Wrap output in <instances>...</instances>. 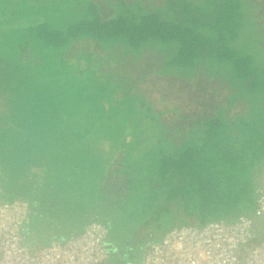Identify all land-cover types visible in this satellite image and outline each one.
<instances>
[{
  "label": "trees",
  "instance_id": "trees-1",
  "mask_svg": "<svg viewBox=\"0 0 264 264\" xmlns=\"http://www.w3.org/2000/svg\"><path fill=\"white\" fill-rule=\"evenodd\" d=\"M11 2L12 0H0V44L3 49L2 55L0 53V64L5 62L3 56L7 54L6 52L12 55L14 52L19 62L30 67L32 64L18 55L17 46L11 43V39L6 36L8 32L4 31L5 26L11 28L21 19L19 5L16 6L17 9L12 8ZM113 3L114 12L107 17L101 13L96 0H71L70 12L61 15V22L57 26L49 21L41 20L31 25L27 33L20 34L22 39L33 40L38 52L45 54L43 57L40 56L38 63L42 71L33 62L31 68L37 70L35 74L41 72L42 77L50 76L52 71L50 67H55L56 70L63 66L56 67L58 64L72 63L66 60L64 63H58L48 56L51 52L58 54L76 40L87 38L104 47L119 44L124 54L133 56H140L146 49H151L154 54L163 56L164 67L179 66L198 74L204 66L201 70L204 74L209 72L211 75L215 73L214 75L218 76L222 73L230 88L233 89L230 95L232 100L242 98L241 95L244 93L256 94L264 85V72L258 71L250 54H242L238 46L234 44L236 38L232 30L243 17H249L258 28H261L264 13L256 7L259 4L264 8V0L244 1L247 6L246 14L240 9V0H161L157 4L149 3L150 8L149 4L147 5L143 0H115ZM252 10L258 12L262 22H258L257 14H252ZM259 12H262L263 16ZM202 28L211 29L216 36L205 35ZM260 48L264 49L263 46ZM15 60H12V63ZM74 64L76 63L69 64L68 67L78 69L74 71H83ZM213 67L216 68L215 71ZM64 68L63 66L61 71L65 70ZM160 69L162 70L163 66ZM88 72L92 75L87 78L82 76L81 79H88L94 84L90 91H85L87 95L84 98L91 99V101L87 100V104H91L92 110L100 107L111 109L115 106L118 109V105L126 102L127 98L130 101L141 98L139 93H134L118 100L114 97L104 100L108 94L107 87L104 85L98 87L94 83L95 71ZM159 72L164 75L161 71ZM189 73L181 74L180 72L172 76L190 77L191 79L198 77ZM231 79H235L236 82L234 83L235 80ZM52 88L53 91L48 88L34 89L30 85L23 87V94L27 96L23 100L22 106H25L23 108L26 109L32 105L36 108H43L47 105L43 103L41 106V102L45 99L54 102L57 109H60L62 105L65 106L67 100L71 103L70 94H67L68 90H57L54 86ZM42 90H44L43 94H41ZM57 92L59 93L56 97ZM80 96L78 94L77 97L82 101ZM141 99L140 105L136 103L133 109L130 105L127 108V105L123 103L125 110L114 113V116L121 124L123 120L130 121L131 124L140 122L143 113L139 108L146 106L145 118L150 117L155 120L163 132L161 139L167 140L168 149L158 151L157 157L150 164L153 170L146 179L148 181L151 176L154 178L151 184L155 196L160 198L164 193L167 194L165 205L156 204L159 218H164L162 211L166 209V206L174 204L177 208H182L183 213L178 211L182 219L187 216H196L195 225L203 226L211 220L231 221L236 215L238 216L237 213L248 209L253 201L256 202L257 196L255 197L256 192L254 191L258 183L256 176L264 163V123L259 127L251 128L249 124L251 119L240 117L243 124L241 126H244V129H250V132L246 134L234 131L228 134V137H224V129L228 127V123L224 119L225 113L215 107L205 117L191 119L185 115L180 116L187 125L183 132L176 129L166 131L162 123L166 112L151 109L152 105L147 103V99L144 96ZM81 101L78 100L74 107H79ZM250 103L248 102L249 106ZM58 104L61 106H57ZM49 110L51 111V108ZM48 114L49 112L46 116ZM55 131L57 132L56 129ZM217 156L228 158L233 163H226L222 160L213 162V158ZM241 160L245 161L244 164H250L249 167L254 168L255 172L249 178L246 177L245 181L242 180V176L235 174L218 177L219 174L227 171L226 167H231V169L240 167ZM13 199L17 198H5L0 195V200ZM165 217L169 220L175 219ZM254 220L261 232L262 225L255 217ZM167 227L166 231L175 226L170 224Z\"/></svg>",
  "mask_w": 264,
  "mask_h": 264
},
{
  "label": "rangeland",
  "instance_id": "rangeland-1",
  "mask_svg": "<svg viewBox=\"0 0 264 264\" xmlns=\"http://www.w3.org/2000/svg\"><path fill=\"white\" fill-rule=\"evenodd\" d=\"M114 1L115 0H96L101 9V13L107 17L111 16L114 12L112 8ZM143 1L148 5L149 3L157 4L161 0ZM244 1L246 0H240V9L246 14L247 6ZM11 4L12 8L15 7L16 9V6L19 5L18 10L20 11L21 19L14 23L15 25L11 28H6L5 26L4 31H6V33L8 32V35L10 34L13 45L15 43L14 46H17L19 50L18 55L25 58L29 64L33 65V62H35V65H38L39 67L38 56L43 57L45 54L43 55L38 52V48L34 45L33 40L31 41V39L27 38L22 39L20 34L25 32L27 33L31 25H35L41 20L49 21L53 25L57 26V24L61 22V15L63 13L70 12L71 0H12ZM148 7H151L150 4ZM256 8L261 11L263 10L264 13L262 5L258 4ZM252 12V14H257L258 22L263 21V24L260 26L261 28H258L256 23L250 20L249 17H243L240 23L232 29L235 32L236 38L234 44L238 46L242 54H250L255 65H257L258 71L263 73L264 49L260 48V46L264 47V19L261 21V19H259L258 12L255 10H252ZM259 14L263 16L262 12H259ZM201 30L207 36H216V33L211 31L209 28H202ZM258 38L260 39L258 40ZM1 46L2 44H0V53L2 55L3 49ZM157 47L158 46H156V48ZM122 49V46L119 44L111 47H104L102 45L99 46L93 40H87V38H84L74 41L66 49L58 52V54L53 53L51 58L56 60L58 63H64L65 60L72 62L69 64L76 63L74 66L78 65L80 70L83 69V71H78L83 78H87L92 75L88 71H95L94 83L98 87L104 85L108 89L107 97L104 98L102 96V99L104 98V100H109L113 97L118 100L124 98L126 95L129 97L134 93H139V97L141 98L144 96V98L148 101L147 103L152 105L153 108L150 106L151 109L166 112L163 117L164 119H162V123L165 125L166 131L169 129L184 130L187 125L184 120L182 121L180 116L185 115L191 119L208 116L210 110L218 107V105L225 104L226 101L230 99V95L233 92V89L230 88L224 74L221 73L218 76H215L214 72L212 75L209 74V72H206L207 74L205 73V75L201 72L204 66L197 74V72L195 73L193 70H186V68L179 66L172 65L164 67L163 56L161 54H154L151 49H146L140 56L124 54ZM6 53L7 54L3 56L5 57L3 58L5 62L0 64V114L3 112L2 114L4 117V112L8 109L9 113L14 111L13 109L17 99L23 101L27 97L23 94V87L26 85H30L34 89L47 88V84L50 82V85L54 86V88L57 87V82L51 78H44L40 74H35V71L37 70L35 68H31L32 65H30V67H26V65L19 62V60L15 57L14 52L13 55L10 52V54L8 52ZM14 59L16 60L12 63V60ZM69 64L65 63L56 65V67L63 65L65 70L61 71L63 66H60L55 70V73H60V75L65 74V76L72 78L70 77L72 76L71 74L74 73V70L78 69L69 68ZM162 66L163 69L161 70L160 68ZM215 69L216 68L213 67V71H215ZM84 71L85 74H83ZM159 71H161L164 75L160 74ZM180 72L181 74L190 72L189 74H192V76L198 77L196 79H191L190 77L172 76L173 74L178 75ZM233 82L235 83L236 80ZM75 86L81 88V81L78 84H75ZM73 90L70 91V101H74L75 105H77V96L79 93L77 90ZM43 91L44 90L41 91V94H43ZM58 93L59 92H57L56 97ZM141 98L133 99V101H130L129 98H127L126 102H122L118 105V109L121 110H118L116 106L111 109L108 107H100L92 110L91 104L82 107L81 103L79 107L76 106L74 111L71 112L72 115L90 117V123H80V126L78 127L79 132L85 133V131H90L93 127L94 135L98 136L103 132L105 133L104 130H106L108 133H111L110 135L122 138L121 142L118 143V146L125 145L124 143L126 140V146L130 147L126 150L127 153H130V149L136 147L138 150L136 154L129 155L131 158L137 159L135 162V164L139 165L137 167V173L142 171L140 169H144L146 172L144 176L147 179L148 174L153 170V167H151L150 164L153 159L157 157L156 154L158 151H166L169 147L167 140L161 139L163 137V132L155 120L150 117L145 118V115H147H144L145 109H147L146 106L139 108L143 113L140 122H134L131 124L130 121L126 122L123 120L121 124V122L118 121V118H116V120L112 119L115 117L114 113L117 114L125 110L123 103L127 105V108L130 105L131 109H133L136 103L140 105V101L142 100ZM87 100L91 101V99L86 98L83 99V102H87ZM252 100L253 101L251 103L249 102L250 107H252V104L254 103V98ZM255 100H259L261 104L263 103L262 96L256 98ZM68 102L69 101L67 100L65 107ZM43 103H46L50 107V102L46 99L41 102V106ZM66 109L68 108L66 107ZM251 110L252 118L249 122L251 125L250 127L253 128L261 126L262 123L260 121L264 120V114L257 106ZM259 111L261 113L257 116L256 113H259ZM14 113L17 114L15 111ZM62 115L65 114L62 113ZM119 115L120 114H118V116ZM10 116L11 115H9V117ZM123 116H125V114ZM100 117H105V120L108 122L112 121L111 124L107 123V126L104 125V123H101L99 120ZM28 124L30 125L31 123H27V125ZM38 124L42 127L41 129H37L38 133L44 134L54 131L52 126L49 125L50 123L46 120L40 121ZM101 125L104 126V129H97V127ZM60 129L61 128H58L57 130ZM33 132L36 131H32V129H30L29 135L32 136ZM117 142L118 139L116 138L108 140V144H116ZM141 146H143V148L139 149ZM145 153L147 155L143 158L141 155H144ZM118 156L122 157L120 155ZM221 160L224 162L226 161V163L232 162L228 160V158L226 159L218 156L214 157L212 161L220 162ZM240 162H242L240 167H233L232 169L231 167H226L227 171L219 174L218 177L222 178L224 176L227 177V175L229 176L230 174H235L242 176V180L245 181L244 179L246 177L249 178L253 173H255L254 168L252 169V167H249L250 164H244L245 161L243 162V160ZM252 163L253 162H251V164ZM146 179L142 181L143 184L140 183V186L143 185L142 187H145L148 183L150 184V182L154 180L152 176L149 177L148 181H146ZM132 181H130V183ZM131 185L136 186L138 184L134 183ZM132 191L131 194L133 193ZM132 197L133 196L131 195L130 199H132ZM136 200L141 209L139 208L133 211H125L123 209V211L118 212L117 222H106L109 227L108 240L111 241L108 246L110 264H130V262L131 264H139L143 253V248L141 246L144 245L146 239L149 237V239L152 240L158 239L157 237L168 228L167 226L173 223V221L168 218H159L158 213L150 211L153 208L151 202H147L145 204L141 197H137ZM123 204H125V198L123 199V202L120 203V206ZM248 209L249 213L257 219L260 225H262L263 217L258 211L256 202L253 201ZM248 209H246V211ZM116 246L119 247V250L122 248L124 254L129 253L131 260H125L124 254H120L119 250H116Z\"/></svg>",
  "mask_w": 264,
  "mask_h": 264
},
{
  "label": "crops",
  "instance_id": "crops-1",
  "mask_svg": "<svg viewBox=\"0 0 264 264\" xmlns=\"http://www.w3.org/2000/svg\"><path fill=\"white\" fill-rule=\"evenodd\" d=\"M6 36L11 39L10 35ZM53 53L51 52L48 57L51 58ZM50 69L51 75L44 78L56 81V89H66L68 95L74 89L84 99L87 95L85 91H90L94 86L90 80L81 79L82 75L78 71H74L72 76L68 75L72 77L69 78L65 74L55 73L54 67ZM80 81L81 88L75 86ZM47 88L52 90L50 82ZM241 96L242 98L235 100L230 98L225 104L216 107L217 110L225 113L224 119L228 123V127L224 129V137H228L227 135L234 131L246 134L250 132V129L241 126L242 121L239 118L251 119L252 108L257 106L264 114L263 85L256 94L244 93ZM260 96L263 97L262 104L259 100H255ZM253 98L254 103L250 107L248 102H252ZM78 100L80 101V98ZM22 103L23 101L17 99L14 105L13 110L17 114L14 111L9 113V109L4 112L5 117L3 112L0 114V195L28 201L30 213L29 220L25 224L24 241L32 251L48 244L50 240H64L78 234L90 221L117 222L119 211L141 209L137 197H141L145 204L151 202L153 208L150 211L155 213H157V203L166 204L167 194L164 193L160 198L155 196L152 182L145 187L140 186V183L143 184L142 181L146 179L144 176L146 172L140 169L142 171L137 173L139 166L135 164L137 159L129 155L136 154L138 151L136 147L127 153L126 150L130 147L126 146V140L125 145L118 146L122 138L110 135L111 133L106 130L98 136L94 135L93 127L85 133L78 131L80 123H90V117L72 115L71 111L75 109L74 101L66 104L70 111L61 104H58L61 108L57 109L54 102H50V107L46 105L43 108H36L32 105L26 109L23 108L25 106H22ZM81 103L82 107L88 106L83 100ZM49 108L54 114L50 113ZM47 112L49 114L46 116ZM261 112L256 115H260ZM112 119L116 120L115 117ZM44 120L50 123L53 132L44 134L37 132V129L42 128L38 123ZM99 120L104 125L112 122L105 120V117H100ZM260 122L264 123V120ZM27 123L31 124L27 125ZM58 128L61 129L57 130ZM100 128L104 129V126L97 127ZM30 129L36 131L32 136L29 135ZM55 129L62 132H56ZM111 138L118 139V142L108 144ZM141 148L143 146L139 149ZM146 153L141 156L144 158ZM256 177L258 183L264 180V163ZM134 183L138 185L132 186L131 184ZM131 195L132 199H130ZM124 198L125 204L120 206ZM175 207L174 204L166 206L162 211L164 218L165 216L175 218L171 220L172 226L195 225L196 216L182 219L178 215V211L182 212V208ZM237 214L251 215L249 209ZM162 235L163 233L157 238Z\"/></svg>",
  "mask_w": 264,
  "mask_h": 264
},
{
  "label": "built area",
  "instance_id": "built-area-1",
  "mask_svg": "<svg viewBox=\"0 0 264 264\" xmlns=\"http://www.w3.org/2000/svg\"><path fill=\"white\" fill-rule=\"evenodd\" d=\"M255 192L261 232L246 214L175 226L143 247L139 264H264V180ZM29 213L24 199L0 200V264H110L105 222L90 221L78 234L32 251L24 241Z\"/></svg>",
  "mask_w": 264,
  "mask_h": 264
},
{
  "label": "water",
  "instance_id": "water-1",
  "mask_svg": "<svg viewBox=\"0 0 264 264\" xmlns=\"http://www.w3.org/2000/svg\"><path fill=\"white\" fill-rule=\"evenodd\" d=\"M151 241H153V240H152V239H148V240L146 239L144 245H142L141 247L143 248L146 244H148V243L151 242ZM110 243H111V241L107 240V245H108V246L110 245ZM118 248H119V247L116 246V250H119ZM119 253L122 254V255L124 254V252H123L122 249L119 250ZM124 259L130 261V260H131V256H130V254H129V253L124 254ZM130 264H131V262H130Z\"/></svg>",
  "mask_w": 264,
  "mask_h": 264
}]
</instances>
